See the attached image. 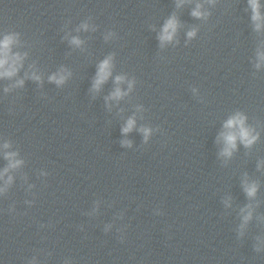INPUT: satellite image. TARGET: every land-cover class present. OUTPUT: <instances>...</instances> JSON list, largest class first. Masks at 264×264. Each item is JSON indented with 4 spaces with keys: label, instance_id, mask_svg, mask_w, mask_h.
I'll return each mask as SVG.
<instances>
[{
    "label": "clouds",
    "instance_id": "clouds-1",
    "mask_svg": "<svg viewBox=\"0 0 264 264\" xmlns=\"http://www.w3.org/2000/svg\"><path fill=\"white\" fill-rule=\"evenodd\" d=\"M249 5L252 9L253 15L252 20L256 22L257 30L261 27V21L264 20V17L261 16L260 13V4L259 0H249ZM179 6V5H178ZM200 5H197L196 8L192 11V15L194 17H201L203 14L200 11ZM86 28L87 25H84ZM178 27V21L176 17L173 15L170 17L162 27L161 33L159 35V40L161 44L164 42L172 41L176 30ZM195 35V31H191L188 33L189 38ZM15 42L14 35H6L3 40H0V78H11L16 75L19 67L21 66V62L23 57L20 54H11V45ZM72 44L79 46L81 41L78 38H73L71 41ZM259 58L261 61H264V53H259ZM259 67V65H257ZM111 75V57L102 61L98 67L97 75L93 84L94 90H99L100 86L107 81L109 76ZM33 79L39 80L40 77L33 74ZM50 81H54L55 83L62 84L66 77L63 74H54L49 77ZM123 77L117 76L116 83L119 84L123 81ZM18 84H23V81H18ZM129 88H131V84H129ZM7 91V89H6ZM125 93L121 91L119 87L115 89V91L111 94L112 99H119ZM246 118L237 113L235 116L229 118L225 124L224 128L227 130L226 132L221 133V137L224 140L225 147L221 153V155L225 157H230L232 155L233 150L236 148L237 140L243 143L246 147L251 146L256 139L258 138L256 135L252 134V130L245 125ZM135 126V119L130 118L127 121L126 126L122 129L124 133L130 132ZM144 133L145 138H147L149 134V129H141ZM8 145H5L7 147ZM15 154H8V158H11ZM20 161H16L15 164L10 166L15 167L18 165ZM7 171V169H5ZM257 184L255 183H245L244 190L249 197H254L257 191ZM251 218V212H248V215L244 217L245 222H247Z\"/></svg>",
    "mask_w": 264,
    "mask_h": 264
}]
</instances>
